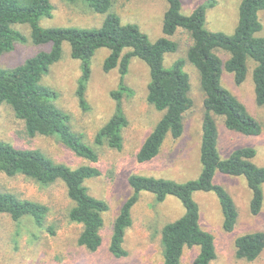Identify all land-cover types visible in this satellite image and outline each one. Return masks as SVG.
Here are the masks:
<instances>
[{
    "label": "trees",
    "instance_id": "16d2710c",
    "mask_svg": "<svg viewBox=\"0 0 264 264\" xmlns=\"http://www.w3.org/2000/svg\"><path fill=\"white\" fill-rule=\"evenodd\" d=\"M63 1L71 4L84 2L96 14L105 15L102 25L98 29L42 28L39 20L50 16V0H0V55L28 42L36 49L21 64L12 68L0 67V105L10 108L23 123L28 137L54 136L66 149L88 163L71 169L53 163L37 150L14 149L0 141V173L7 177L22 175L41 186L61 182L70 201L67 220L81 226L76 243L90 252H96L102 245L104 215L110 209L106 200L94 197L86 187L88 181L101 175L97 168L89 164L96 163L98 156L81 136L71 131L68 116L51 102L55 93L40 83L61 59L62 45L68 44L70 57L81 62V77L75 95L80 109L87 111L85 92L91 75L90 61L97 50H108L102 70L109 73L116 69L120 80L117 89L110 93L115 102L114 113L97 131L93 143L96 147L106 145L120 151L123 130L127 126L121 101L124 94L130 93L124 78L131 59L143 62L149 75L146 103L161 116L134 159L138 164L150 162L159 155L168 137L177 140L182 136L185 116L194 106L188 75L182 71L183 61H175L170 68L163 65L165 55L177 50V42L172 37L182 30L192 42L186 52V61L196 71L204 110L199 126L200 172L194 179L183 182L130 175L127 184L132 193L119 205L118 214L111 223L108 251L116 259L127 256L123 243L125 233L132 224L131 210L137 204L139 195L144 193L152 195L156 203L174 197L184 209L180 217L160 229L162 264H181L184 253L190 249H197L192 264H212L216 259L214 237L199 224L200 211L194 194L213 195L225 233L232 232L235 227L238 211L227 190L214 182L215 177L244 180L251 193L249 212L253 216L260 213L264 201V166L254 163L256 150L251 147L237 148L222 158L218 151L215 121V117L220 118L226 130L242 136L257 137L261 134L260 123L222 85L221 78L226 72L233 76L237 86L241 85L247 76V62L252 61L254 101L257 106H264V35L256 36L262 29L258 12L264 10V0L240 1L236 26L231 35L205 28L206 12L211 5H199L185 15L181 11L182 0H166L167 8L161 22L162 36L153 42L136 25L123 24L116 14L110 12L111 0ZM21 26L27 28V36L18 30ZM217 51L226 53L228 58L222 60ZM46 213L47 208L39 203L0 192V215H7L13 223L19 224L27 218L35 227L43 228ZM263 251L264 231L246 233L234 240V256L239 261L254 262Z\"/></svg>",
    "mask_w": 264,
    "mask_h": 264
},
{
    "label": "rangeland",
    "instance_id": "374dc122",
    "mask_svg": "<svg viewBox=\"0 0 264 264\" xmlns=\"http://www.w3.org/2000/svg\"><path fill=\"white\" fill-rule=\"evenodd\" d=\"M52 10L49 17H42V28L75 27L80 29H98L105 15L96 14L84 2L66 3L63 0H50ZM110 12L116 14L123 24H134L150 41L162 36L161 22L167 8L166 0H111ZM241 0H182L181 11L189 14L202 4L211 5L206 12L205 28L231 35L237 22L238 6ZM208 2V3H207ZM262 26L257 37L264 35V10L258 12ZM18 30L27 36V28ZM177 42L175 53L164 57V67L177 60L183 61L182 71L188 75L194 106L184 119L182 136L177 140L167 138L159 155L150 162L136 163L134 155L151 132L161 114L146 103V87L149 82L148 69L140 60L130 61L124 78L125 86L130 90L122 97V111L127 120L123 130V145L120 151L106 145L96 147L93 143L97 131L114 113V101L110 93L119 84L117 70L104 73L102 63L109 51L99 49L90 61L91 75L88 81L85 101L87 111H82L75 95L76 85L81 75V62L70 57L68 44L62 45L61 59L53 65L41 81V85L55 93L51 102L68 116L71 131L82 137L91 146L97 156V168L101 175L86 183L91 195L109 203L110 209L104 215V227L101 231L102 245L96 252H90L77 245L76 240L81 226L67 220L70 201L61 182L41 186L22 175L7 177L0 173V192L16 195L19 199L39 203L47 208L43 228H37L29 219L19 224L13 223L7 215H0V264H162L160 229L184 213L180 202L167 197L162 203H156L150 194H140L137 204L131 210L132 224L124 237L123 248L127 252L124 258H113L108 251L112 222L118 214V207L132 193L127 184L130 175H143L172 179L183 182L194 179L200 172L198 152L200 145L199 126L204 110L201 107V94L195 69L186 61V52L191 45L189 35L179 30L172 37ZM36 49L30 42L16 45L7 54L0 55V67L12 68L30 57ZM217 55L226 60L228 55L217 51ZM252 61L247 62L245 81L237 86L233 76L224 72L221 83L241 102L247 112L261 125V134L246 137L228 131L222 120L215 117L218 130V151L226 158L233 150L251 147L256 150L254 163L264 166V106L254 101L251 71ZM0 141L20 150H37L55 164L71 169L87 164L66 149L54 136L52 138L35 136L30 138L24 126L10 108L0 105ZM216 184L222 185L232 197L238 211V220L232 232L222 230V217L216 199L212 194L195 193L194 199L199 206L202 229L214 237L216 259L212 264H264V251L254 262L239 261L234 256V240L243 234L264 231V201L261 211L253 216L249 212L251 193L244 180L217 176ZM264 192V186H263ZM47 230H51L49 233ZM197 249L184 253L181 264H192Z\"/></svg>",
    "mask_w": 264,
    "mask_h": 264
}]
</instances>
